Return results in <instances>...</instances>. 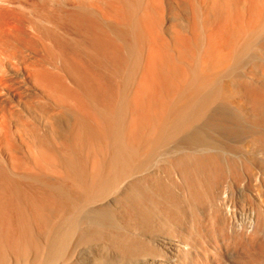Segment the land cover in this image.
Wrapping results in <instances>:
<instances>
[{"label": "bare ground", "instance_id": "6f19581e", "mask_svg": "<svg viewBox=\"0 0 264 264\" xmlns=\"http://www.w3.org/2000/svg\"><path fill=\"white\" fill-rule=\"evenodd\" d=\"M105 3L0 0V264H264V0Z\"/></svg>", "mask_w": 264, "mask_h": 264}, {"label": "rangeland", "instance_id": "374dc122", "mask_svg": "<svg viewBox=\"0 0 264 264\" xmlns=\"http://www.w3.org/2000/svg\"><path fill=\"white\" fill-rule=\"evenodd\" d=\"M90 1H92V0H90ZM93 2H96V3H98L99 2V4L101 5V6H103V7H105L106 6V0L105 1H101V0H93ZM91 7H93V8H91ZM89 9L92 11H95L94 13H96L97 14V12L99 13L98 14V16L100 15V17H102V13L100 14V12H101V10H99V8H96V6H91ZM108 21V20H107ZM26 28V41L24 42V43H22V42H20L21 44H18L17 43V45H19V46H21L23 49H24V51L27 53V54H32V55H34V56H38V57H41V58H43L46 62L47 61H54L56 64L55 65H61V66H59V68L56 66L54 69H55V71L57 72V73H59L60 75L59 76H61V77H63V78H65V80H66V84L71 88V89H73V90H78V87L75 85V82H74V80L73 79H71L72 77H70L69 75H67L66 74V72H63V70H62V60H63V58L62 57H60V56H57V54L59 55V52H58V50L54 47V45L52 44V43H50L49 41H47V40H38V38H36V36L35 35H33V34H35V31L32 29V28H30V27H28V26H26L25 27ZM36 42V43H35ZM25 44V45H24ZM33 46V47H32ZM44 46V47H43ZM40 47V48H39ZM26 48V49H25ZM33 48V49H32ZM36 48H38V49H36ZM53 48V49H52ZM33 50V51H32ZM53 50V51H52ZM47 51V52H46ZM57 53V54H56ZM37 54V55H36ZM48 54H50V55H48ZM54 54V55H53ZM53 57V58H52ZM58 57V58H57ZM60 58H61V60H60ZM49 59V60H48ZM58 59V60H57ZM61 68V69H60ZM4 69V68H3ZM57 69V70H56ZM58 69H60V70H58ZM4 70H6V69H4ZM5 72H7V71H5ZM62 74H61V73ZM8 73V72H7ZM7 73H5V76H8L9 75V73L7 74ZM65 73V74H64ZM63 75H65V76H63ZM10 76V75H9ZM68 78V79H67ZM105 80V79H104ZM103 80V84H104V87L106 88L105 90H107L106 92H105V90H104V94H103V100L105 101H103L102 103L100 102L99 103V106L98 107H104V108H107V106H108V108L110 107V104H112L113 102V104H112V106L113 105H115L116 104V100H113L110 96L111 95H109L112 91L111 90H116L117 88L115 87V85L113 86L109 81H108V79H106L105 81ZM74 83V84H73ZM71 84V85H70ZM111 86H113V87H111ZM115 87V88H114ZM61 89V88H60ZM61 91H62V89L60 90V93H61ZM29 92H31V90H29L28 91V93ZM63 92V91H62ZM43 96V95H42ZM108 96V97H107ZM46 96L44 95V97H43V99L46 101L45 103H49V102H51V100H49V99H47V97L45 98ZM166 98V97H165ZM26 100H24V102L26 101V103H31L32 102V104H34L37 108H40L39 106H42L39 110H45V109H43V107L45 108V106H44V104H41L44 100H42V99H35V100H33L32 98H31V95L30 94H27V96H26V98H25ZM42 102H41V101ZM112 100H113V102H112ZM49 101V102H48ZM44 103V102H43ZM52 103V102H51ZM94 103H97V102H94ZM14 104H16V102H14ZM53 104V103H52ZM70 104H72L73 106H75V107H71V105H68V109L66 108V111H65V113H64V110L63 109H65V108H61L62 106H58V109H57V106L56 107H54V110H56V113L57 114H53V115H56V116H54V117H56L55 118V121L57 120V121H60L61 122V125L62 124H65L64 126H63V128L66 126V128H67V124L65 123L66 121H70L71 119H72V114L75 112V113H77V111L75 110V108L77 109V110H79L80 108L78 107V101H72ZM101 104V105H100ZM11 106V105H10ZM9 106V107H10ZM12 107V106H11ZM20 107H22V108H20L19 110H18V108H17V106H13L12 107V110H14V111H16V114L17 113H19L18 115L20 116V117H22V119L24 120L25 118V121L27 120V121H30V122H32V123H35L36 125H38V122L33 118V115H32V112H31V110L29 109V108H31V106H30V104H28V106H27V108H25L24 107V105H21ZM71 107V108H70ZM94 107V106H93ZM98 107H95V109L94 110H96ZM61 108V110H59ZM79 108V109H78ZM111 108V107H110ZM70 109V110H69ZM130 109H131V111H130ZM144 110V109H143ZM20 111V112H19ZM58 111H59V113H58ZM61 111V112H60ZM69 111H71V115L70 114H68V112ZM72 111H74V112H72ZM81 112H83L82 113V115H87L86 113H87V111H86V113H85V111L84 110H80ZM128 111V112H127ZM67 112V113H66ZM21 113V114H20ZM54 113V112H53ZM64 113V114H63ZM70 113V112H69ZM146 112H143V111H138V112H136V110L134 109V111H133V108H127L125 111H124V113H123V117H122V121H134L135 119H136V121H145V119H146V117L144 116V115H146L145 114ZM140 114V115H139ZM18 115H16V116H18ZM71 117V118H70ZM137 117V118H136ZM141 117H143V118H141ZM67 120H66V119ZM125 118V119H124ZM138 119V120H137ZM71 121H73V120H71ZM88 121H95V120H91L90 118L88 119ZM66 128H64V130H66ZM215 241V245H216V240H214ZM219 241H217V244H218V247H220L221 245H220V243L221 242H219ZM213 243V242H212ZM214 244V243H213ZM213 244H206V245H210V246H207V247H204V245H203V247L204 248H207V249H211V248H217L215 245H213ZM205 245V246H206ZM103 246L104 245H102V249H101V246H98V248H95V250L93 251V250H90L89 251V247H87L85 244H83L82 246H80V247H77V249H75L74 250V248H72V249H70L68 252H69V256H71V252L73 251V255L71 256V257H73V259L74 260H76V264H99L102 260V262L100 263V264H109L108 262L112 259H114L115 260V255L114 254H112V255H110L111 253L109 252V250H103L104 248H103ZM106 246V245H105ZM212 246V247H211ZM106 248V247H105ZM88 249V250H87ZM100 249V250H99ZM201 249V248H200ZM99 250V251H98ZM104 251V252H103ZM102 252V253H101ZM109 252V253H108ZM106 254V255H105ZM93 255V256H92ZM100 255V256H99ZM104 255V256H103ZM114 255V256H113ZM105 256H111V257H107V258H109L108 260H107V258L105 257ZM101 257H102V259H101ZM105 257V258H104ZM11 258V260H13V258L12 257H10ZM94 258V259H93ZM104 258V259H103ZM99 259V260H98ZM106 259V260H105ZM93 260V261H92ZM111 260V261H112ZM113 260V263H111V261H110V264H115L116 263V261H114ZM78 261V262H77ZM105 261H107V262H105ZM202 261V260H201Z\"/></svg>", "mask_w": 264, "mask_h": 264}]
</instances>
